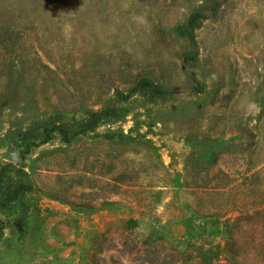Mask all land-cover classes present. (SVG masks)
Here are the masks:
<instances>
[{
  "label": "rangeland",
  "instance_id": "374dc122",
  "mask_svg": "<svg viewBox=\"0 0 264 264\" xmlns=\"http://www.w3.org/2000/svg\"><path fill=\"white\" fill-rule=\"evenodd\" d=\"M0 264H264V0H0Z\"/></svg>",
  "mask_w": 264,
  "mask_h": 264
},
{
  "label": "trees",
  "instance_id": "16d2710c",
  "mask_svg": "<svg viewBox=\"0 0 264 264\" xmlns=\"http://www.w3.org/2000/svg\"><path fill=\"white\" fill-rule=\"evenodd\" d=\"M17 172H19L21 175L24 174L22 171H17ZM17 193H19V192L16 191V190H13V191H11V192H7L8 199H11V200L15 199Z\"/></svg>",
  "mask_w": 264,
  "mask_h": 264
}]
</instances>
